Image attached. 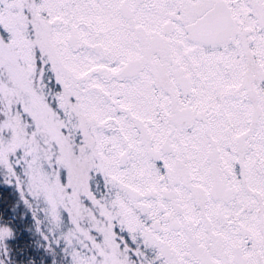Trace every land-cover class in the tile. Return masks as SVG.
Masks as SVG:
<instances>
[{"label": "snow or ice", "instance_id": "6c2138e0", "mask_svg": "<svg viewBox=\"0 0 264 264\" xmlns=\"http://www.w3.org/2000/svg\"><path fill=\"white\" fill-rule=\"evenodd\" d=\"M0 264H264V0H0Z\"/></svg>", "mask_w": 264, "mask_h": 264}]
</instances>
